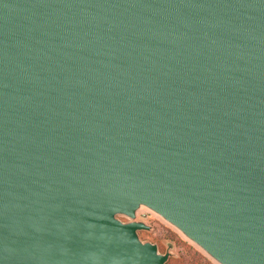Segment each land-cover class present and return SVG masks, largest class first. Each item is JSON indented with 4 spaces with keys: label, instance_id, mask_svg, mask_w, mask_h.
Here are the masks:
<instances>
[{
    "label": "water",
    "instance_id": "water-1",
    "mask_svg": "<svg viewBox=\"0 0 264 264\" xmlns=\"http://www.w3.org/2000/svg\"><path fill=\"white\" fill-rule=\"evenodd\" d=\"M264 264V0H0V264Z\"/></svg>",
    "mask_w": 264,
    "mask_h": 264
},
{
    "label": "rangeland",
    "instance_id": "rangeland-1",
    "mask_svg": "<svg viewBox=\"0 0 264 264\" xmlns=\"http://www.w3.org/2000/svg\"><path fill=\"white\" fill-rule=\"evenodd\" d=\"M148 222L153 225V229L151 232L142 231L141 236L143 238L159 242L164 238H173L175 240L177 256L170 257L167 264H213L191 244L155 217L151 216Z\"/></svg>",
    "mask_w": 264,
    "mask_h": 264
},
{
    "label": "flooded vegetation",
    "instance_id": "flooded-vegetation-1",
    "mask_svg": "<svg viewBox=\"0 0 264 264\" xmlns=\"http://www.w3.org/2000/svg\"><path fill=\"white\" fill-rule=\"evenodd\" d=\"M142 233V231H140V234ZM171 239H173V238H171ZM174 240V239H173ZM175 241V240H174ZM158 242V244H159V248H160V250L161 251H164V245L162 244V242H159V241H157ZM162 245H163V247H162ZM169 260V259H168ZM168 262V261H167Z\"/></svg>",
    "mask_w": 264,
    "mask_h": 264
}]
</instances>
